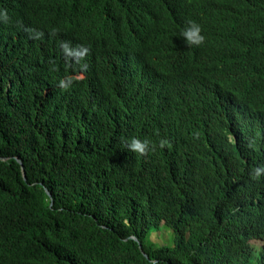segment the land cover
I'll return each instance as SVG.
<instances>
[{"label":"trees","instance_id":"obj_1","mask_svg":"<svg viewBox=\"0 0 264 264\" xmlns=\"http://www.w3.org/2000/svg\"><path fill=\"white\" fill-rule=\"evenodd\" d=\"M30 1L0 0V264H264V149L259 158H244L158 136L155 124L109 103L111 88L102 90L99 81L86 76V88L80 79L67 83L73 66L53 65L39 49L44 30L72 14L90 41L106 27L110 7ZM146 1L116 0L124 5L112 18L137 15ZM208 5L220 25L222 1ZM145 17L148 31L173 27L160 12ZM254 17L258 28L237 54L259 63V88L264 0ZM70 33L65 27L52 40L63 44ZM256 103L264 107V96ZM133 136L149 141L143 154L128 151ZM156 232L169 237L160 242Z\"/></svg>","mask_w":264,"mask_h":264},{"label":"clouds","instance_id":"obj_2","mask_svg":"<svg viewBox=\"0 0 264 264\" xmlns=\"http://www.w3.org/2000/svg\"><path fill=\"white\" fill-rule=\"evenodd\" d=\"M204 1L208 5L209 0ZM221 1L224 14L219 25L206 13L203 0H147L137 15L125 12L124 20L112 18L115 8L124 4L94 0L101 9L110 7L104 14L106 27L89 41L80 18L67 14L51 32L44 30V50L39 49L53 65L64 60L73 66L67 83L80 79L86 88L87 76L99 81L102 90L111 88L108 102L122 106L129 118L155 124L158 136L259 158L264 149V107L256 99L264 96V87L253 88L259 63L246 62L237 49L248 31L258 28L254 14L263 0ZM159 12L162 22L173 27L148 31L145 14ZM65 27L71 33L67 42L58 44L59 38L52 40L51 35ZM74 38L82 44L72 43ZM102 90L93 93L102 98ZM153 92L152 110L148 99ZM126 147L143 154L149 141L133 136ZM261 171L256 169V175Z\"/></svg>","mask_w":264,"mask_h":264},{"label":"rangeland","instance_id":"obj_3","mask_svg":"<svg viewBox=\"0 0 264 264\" xmlns=\"http://www.w3.org/2000/svg\"><path fill=\"white\" fill-rule=\"evenodd\" d=\"M152 236H156L157 239H158V241H160V242H164L165 239H166L167 237H169V235H167V234H165V233H162V232L152 233ZM159 237H161V240H160Z\"/></svg>","mask_w":264,"mask_h":264},{"label":"water","instance_id":"obj_4","mask_svg":"<svg viewBox=\"0 0 264 264\" xmlns=\"http://www.w3.org/2000/svg\"><path fill=\"white\" fill-rule=\"evenodd\" d=\"M17 161H18L19 164H20V167H21V170H22V176H23V179H25L22 162H21L19 159H17ZM45 192L50 196V193L48 192V190L45 189ZM49 204H51V201H50Z\"/></svg>","mask_w":264,"mask_h":264},{"label":"bare ground","instance_id":"obj_5","mask_svg":"<svg viewBox=\"0 0 264 264\" xmlns=\"http://www.w3.org/2000/svg\"><path fill=\"white\" fill-rule=\"evenodd\" d=\"M203 4H204V9H205L207 12H210L211 7H210L209 5H207V4L205 3L204 0H203ZM220 36H222V35H220ZM196 126L198 127L199 125H196Z\"/></svg>","mask_w":264,"mask_h":264}]
</instances>
